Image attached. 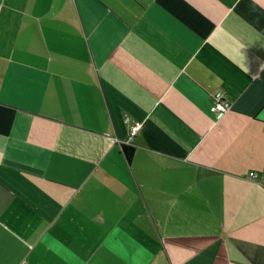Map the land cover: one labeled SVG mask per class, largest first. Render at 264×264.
<instances>
[{"label":"crops","instance_id":"0c3cea01","mask_svg":"<svg viewBox=\"0 0 264 264\" xmlns=\"http://www.w3.org/2000/svg\"><path fill=\"white\" fill-rule=\"evenodd\" d=\"M0 264H264V0H0Z\"/></svg>","mask_w":264,"mask_h":264},{"label":"built area","instance_id":"2783aa9c","mask_svg":"<svg viewBox=\"0 0 264 264\" xmlns=\"http://www.w3.org/2000/svg\"><path fill=\"white\" fill-rule=\"evenodd\" d=\"M210 107L209 111L216 116L223 115L226 111L230 108V101L228 98L224 95L222 91H216L210 96ZM125 121H128V118H124ZM142 126V123L140 121H134L130 124L129 127V135H128V141L131 142L134 138V136L137 134V132L140 130ZM249 177L251 179H257L258 175L255 171L249 172Z\"/></svg>","mask_w":264,"mask_h":264},{"label":"trees","instance_id":"16d2710c","mask_svg":"<svg viewBox=\"0 0 264 264\" xmlns=\"http://www.w3.org/2000/svg\"><path fill=\"white\" fill-rule=\"evenodd\" d=\"M124 151H125V153H126V155H127V159L128 160H130V158H131V156H132V153H133V149H131V148H124Z\"/></svg>","mask_w":264,"mask_h":264}]
</instances>
